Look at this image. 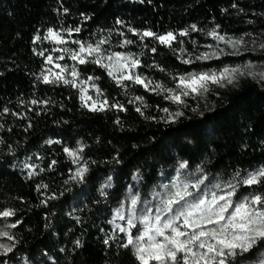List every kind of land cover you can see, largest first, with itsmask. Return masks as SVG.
I'll return each instance as SVG.
<instances>
[{
	"label": "trees",
	"instance_id": "16d2710c",
	"mask_svg": "<svg viewBox=\"0 0 264 264\" xmlns=\"http://www.w3.org/2000/svg\"><path fill=\"white\" fill-rule=\"evenodd\" d=\"M76 27L81 31L72 33L74 40L95 43L110 34L103 48L135 53L141 61L137 71L169 87L177 74L264 63V54L251 52L195 59L216 43L207 35L213 29L226 38L264 35V0H0V210H15L5 224L17 225L8 229L15 247L0 256V264H139L110 223L130 187L141 201L150 200L181 162L196 177L206 175L209 186L264 167V85L213 87L201 96L203 102L188 99L187 106H178L131 81L121 87L104 68L87 63L78 65L80 75L99 77L101 99L109 104L93 112L82 107L78 89L37 79L46 66L39 53L49 44L35 37L48 28ZM129 29L158 34L187 29L189 35L177 36L174 52L151 38L141 42ZM125 39L135 43L121 47ZM179 48L194 62L182 63ZM34 99L40 103L31 104ZM117 104L123 109L111 106ZM165 107L183 115L165 122L160 110ZM81 145L84 160L74 164L63 148ZM85 161L84 180H73ZM109 179L111 187L101 195ZM253 193L264 195V182ZM263 257L260 242L234 264Z\"/></svg>",
	"mask_w": 264,
	"mask_h": 264
},
{
	"label": "snow or ice",
	"instance_id": "6c2138e0",
	"mask_svg": "<svg viewBox=\"0 0 264 264\" xmlns=\"http://www.w3.org/2000/svg\"><path fill=\"white\" fill-rule=\"evenodd\" d=\"M117 23L121 22L117 21ZM191 29L198 30L196 25H192ZM80 31V27L62 31L48 28L47 34L43 38L37 35L35 40L43 39L56 45H66L69 40L65 38L64 33L71 37L73 32L79 33ZM129 31L138 36L141 42L145 38H151L174 52L177 51L176 48H173L177 36L189 35L187 29L179 33L168 31L163 34H158L150 29L142 32L135 29H129ZM207 35L217 42L231 45L233 49H238L242 43L241 40L226 39L216 29L211 30ZM71 43L78 47L56 48L55 51L60 52L61 55L56 57L55 61L52 55L46 57V63H55V68L58 71L49 68L42 71L37 79L44 84L57 86L62 84L78 89L82 107L93 112L104 111L106 106H109L108 100L107 98L101 100L103 92L95 82L99 77L89 76L81 80L78 65L96 64L104 68L108 76L121 87L126 88L125 81H131L142 86L146 91L163 95L164 99L178 106H187L186 98L188 97L195 98L206 94L209 91V84L223 87L225 82L232 83L238 73L244 74L240 68L229 69L227 67L219 73L193 71L172 76L175 83L174 86L169 87L136 71L141 67V61L135 53L110 51L103 48L104 44L110 43V34L109 37L99 39L95 43L80 40H71ZM133 43L135 41L125 39L120 46L126 47ZM179 43L182 44L183 41H179ZM151 51L155 52L156 48L152 47ZM185 51V49L179 48L182 63H193L194 60L191 56L187 59L183 58ZM65 54L75 63L69 66L56 62L64 60ZM39 55L43 56L44 52L41 51ZM212 57H217L216 51L202 53L195 59L208 60ZM247 67L251 68L252 66L248 65ZM160 70L164 71L162 68ZM248 74L254 77L259 75L261 79H264V72L259 74L249 72ZM89 84L95 90V96L88 94ZM134 99L143 104L142 97L137 96ZM37 103L40 102L35 99L31 101V104ZM111 106L123 109V105ZM144 106L146 107V105ZM160 110L167 114L166 117H162L165 122H174L176 118L183 115L182 111L171 112L167 107ZM4 111L8 112L9 110L5 108ZM136 111L141 112V107H137ZM141 114L143 113L141 112ZM3 143L4 141L0 139V144ZM83 147V145L77 149L64 147L63 151L67 153L74 164H80L84 160ZM52 163L54 164L55 161ZM27 167H31V165H27ZM187 168V162L179 163L176 176L168 183H161L158 186L159 190L154 189L150 200L141 201L139 192H133L130 187L126 203H122L121 207L115 210V216L110 223L115 224L116 229L124 233L126 242L122 244V247H132L139 264H234L238 256H244L253 251L260 242H264V195L250 194L243 196L242 199L234 200L242 186L251 187L264 182V167L250 172L244 177H240L239 173H236L233 180L226 184L217 183L212 186L205 184L206 175L197 176L194 182L188 180L187 177L191 173L184 171ZM88 171V162L85 161L76 169L72 179L82 182ZM133 179L139 182L141 178L134 177ZM45 187L47 186L45 185ZM109 187H111L110 179L101 187V195H106L104 189ZM15 215V210L12 208L0 210V219L7 220ZM117 219L124 221V224L116 223ZM16 226V223H12L0 227V238H6L13 242L12 244L0 242V256L13 251L15 237L8 229ZM259 264H264V259L260 260Z\"/></svg>",
	"mask_w": 264,
	"mask_h": 264
},
{
	"label": "rangeland",
	"instance_id": "374dc122",
	"mask_svg": "<svg viewBox=\"0 0 264 264\" xmlns=\"http://www.w3.org/2000/svg\"><path fill=\"white\" fill-rule=\"evenodd\" d=\"M58 31H62V30H58ZM64 35H65V38L69 40V43L66 44V45H56V44H54L52 42H49V41H46V40H43V39H41V41H38L39 43L45 42V43L49 44V48H47V50L44 51L45 61H46V57L48 55H52L54 57V61H55L56 57L61 55L60 52L55 51V49L58 48V47H68V48H76V47H78L77 45L71 43V40H74L72 37H68L67 33H64ZM41 38H43V36H41ZM231 39H233V40H241L242 41V43L238 46V49H233L231 47V45H229V44H227L225 42H217L216 41V43L212 46V48H209L208 51H211V52L212 51H216L219 55H226V54H230V53L231 54H235V55H241V54L246 53V52H251L253 54H264V47H262V45H264V35L245 36V37L231 38ZM208 51H204L203 53L208 52ZM56 62H58V63H60L62 65L66 64V65H69V66H71L73 63H75L66 54H65V59L64 60H59V61H56ZM248 65H251L252 67L248 68L247 67ZM49 68H51L53 71H58V69L55 68V63H53V64H47L46 63L44 71H46ZM224 68H226V67H224ZM224 68H222V69H212V70H208V72L215 71V72L219 73V72L223 71ZM227 68H229V69L240 68L241 72L244 73V74H239L238 73L236 75V78L234 79V81L232 83L229 84V83L225 82L223 87H221L219 85H216V84H209V91L212 90L213 87H219L221 89H230V88H234L237 85H240V84H243V83L257 82L260 85H264V79H261L259 75H256L254 77V76L248 74L249 72H253V73H256V74L264 72V63H257V62L249 60L248 62L242 63V64H240L238 66H227ZM136 71H137V69H136ZM80 79L84 80V78L81 75H80ZM88 94L92 95V96H95V92L90 87V84H89V92H88ZM188 99H194V100H196V101H198L200 103L203 102V100L201 99V96H197L195 98L188 97V98H186L187 103H189ZM89 103H91V102H89ZM106 108H107V106H106ZM184 171L187 172V173H191V175H189L187 177V179L194 182L195 178H196L195 173L194 172H190L188 169H185ZM176 174L173 176V178L176 176ZM166 183H168V182H166ZM205 184H206V181H205ZM253 187H254V185L251 186V187L242 186L238 190L237 197H235L234 200L242 199L243 196H249L250 194H255V193H253ZM202 188H203V186H202ZM116 223L124 224V221H120L119 219H117ZM4 225H5V220L4 219H0V227H3ZM113 226H114V229L117 230L116 227H115V224H113ZM138 227H139V225H138ZM133 231L135 233V230H133ZM119 233H121V232H119ZM122 234L124 235V233H122ZM0 242L9 243L10 244V241H8L6 238H0ZM262 259H264V257ZM259 261L258 262H254L252 264H259Z\"/></svg>",
	"mask_w": 264,
	"mask_h": 264
}]
</instances>
